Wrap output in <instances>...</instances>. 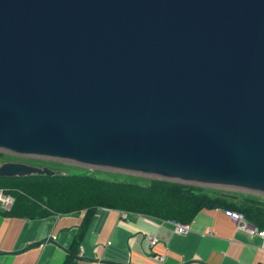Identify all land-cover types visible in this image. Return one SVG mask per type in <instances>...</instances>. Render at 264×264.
Listing matches in <instances>:
<instances>
[{
	"label": "water",
	"instance_id": "1",
	"mask_svg": "<svg viewBox=\"0 0 264 264\" xmlns=\"http://www.w3.org/2000/svg\"><path fill=\"white\" fill-rule=\"evenodd\" d=\"M0 153L264 198V0H0Z\"/></svg>",
	"mask_w": 264,
	"mask_h": 264
},
{
	"label": "crops",
	"instance_id": "2",
	"mask_svg": "<svg viewBox=\"0 0 264 264\" xmlns=\"http://www.w3.org/2000/svg\"><path fill=\"white\" fill-rule=\"evenodd\" d=\"M223 212L201 210L184 235L175 222L105 208L86 223L83 211L0 215V264H264V241Z\"/></svg>",
	"mask_w": 264,
	"mask_h": 264
},
{
	"label": "trees",
	"instance_id": "3",
	"mask_svg": "<svg viewBox=\"0 0 264 264\" xmlns=\"http://www.w3.org/2000/svg\"><path fill=\"white\" fill-rule=\"evenodd\" d=\"M0 191L13 203L7 212L0 209V215L4 217L35 219L48 213L71 215L83 211L86 223L94 209L105 208L184 226L201 210L220 208L241 214L250 226L264 232L263 207H248L249 204L243 201L237 206L226 204L220 197L211 198L200 189L164 181H147L138 185L134 180L111 182L98 179L95 173L50 177L33 175L0 179Z\"/></svg>",
	"mask_w": 264,
	"mask_h": 264
},
{
	"label": "rangeland",
	"instance_id": "4",
	"mask_svg": "<svg viewBox=\"0 0 264 264\" xmlns=\"http://www.w3.org/2000/svg\"><path fill=\"white\" fill-rule=\"evenodd\" d=\"M5 163H13V164H26L29 167H38L40 169L45 168V169H49L52 172H54V174L61 176V175H72L74 173H81V174H88V173H95L96 178L98 179H106L109 180L111 182H116V181H123V182H128L129 180H134L137 182L138 185H143L145 184V182L150 181V182H157V181H161V180H157V181H152L148 178H140L134 175H126L123 174V172H109L106 170H85L82 169L80 166L78 165H71L68 164L67 162H54V161H41L40 159H26L23 157H15L11 154H2L0 153V165H4ZM168 183V182H166ZM174 183V182H171ZM178 184V183H176ZM181 186H189L195 189H200L203 192L206 193L207 196L209 197H220V199H222L224 202L228 203H232L233 205L237 206L240 204L241 201H243V203L247 202L249 205L248 207L251 205L252 207H263L264 208V198L258 195H250L247 194V192L244 191H233V189H226V190H219L218 188H212V189H208L206 187H193L192 185H181ZM167 191V190H166ZM1 193V191H0ZM224 206V205H223Z\"/></svg>",
	"mask_w": 264,
	"mask_h": 264
},
{
	"label": "built area",
	"instance_id": "5",
	"mask_svg": "<svg viewBox=\"0 0 264 264\" xmlns=\"http://www.w3.org/2000/svg\"><path fill=\"white\" fill-rule=\"evenodd\" d=\"M12 200L9 196H3L0 193V209L1 211H7L9 209V207L12 205ZM223 215L227 218H229L232 222L235 223V227L236 230L238 232H247L249 235H256L258 237H260V239H262V241H264V232L262 231H257L256 229H250L248 227V223L244 220V218L242 217V215H238V214H234V212H231L229 210L223 212ZM175 230L178 234L180 235H184L187 231V225L186 226H181L179 224H174ZM150 244H154V240L153 239H149Z\"/></svg>",
	"mask_w": 264,
	"mask_h": 264
}]
</instances>
